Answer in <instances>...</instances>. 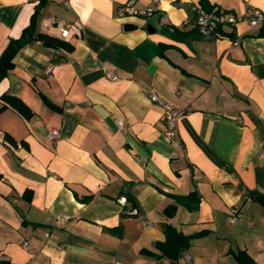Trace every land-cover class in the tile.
Here are the masks:
<instances>
[{
	"label": "crops",
	"instance_id": "0c3cea01",
	"mask_svg": "<svg viewBox=\"0 0 264 264\" xmlns=\"http://www.w3.org/2000/svg\"><path fill=\"white\" fill-rule=\"evenodd\" d=\"M127 1L0 0V54L35 9L36 33L71 44L32 39L0 79L25 106L0 111V264H236L237 250L264 264V24L243 19L264 0H205L238 19L214 36L197 31L200 0L118 16ZM146 88L182 111L172 141Z\"/></svg>",
	"mask_w": 264,
	"mask_h": 264
},
{
	"label": "built area",
	"instance_id": "2783aa9c",
	"mask_svg": "<svg viewBox=\"0 0 264 264\" xmlns=\"http://www.w3.org/2000/svg\"><path fill=\"white\" fill-rule=\"evenodd\" d=\"M151 1V6H148L146 8H137L136 6H134L133 1L129 0L120 6L117 14L121 17L128 15L149 16L157 9L160 0ZM193 10L196 12L197 31L203 35L214 36L221 24L227 22L231 25H234L238 20L235 16L225 18L224 14L218 9H211L208 11L199 6H194ZM243 19L248 22L250 27L260 26L264 24V11L255 6H247L243 14ZM69 26L70 24L68 22L59 20L56 23L58 35L60 37H66L68 35ZM234 44H238L237 40H234ZM105 76L112 80H115L119 77V74L113 69H107L105 72ZM145 92L152 101L157 102L161 106L163 113V137L167 141H172L175 137L177 121L179 116L182 114V111L171 103L165 101L152 89L146 88ZM115 121L120 129L126 130V123L123 120L117 118ZM47 136L49 139H56L59 136L58 129H48ZM239 215V210L233 207L230 210L229 221L233 222ZM67 217L68 216L66 214H61L56 216L55 221L61 224L67 219ZM184 257L186 264H189V256L186 254Z\"/></svg>",
	"mask_w": 264,
	"mask_h": 264
},
{
	"label": "trees",
	"instance_id": "16d2710c",
	"mask_svg": "<svg viewBox=\"0 0 264 264\" xmlns=\"http://www.w3.org/2000/svg\"><path fill=\"white\" fill-rule=\"evenodd\" d=\"M202 7L205 10H210V5L205 1V0H200ZM42 3V1H41ZM38 9H35L33 12L30 23L28 26H26L22 30V35L19 38H13L10 39L7 46L4 48L2 53L0 54V79L6 75L7 71L12 68L13 66V56L17 52V50L27 43L28 41L32 39H40L42 41H48L52 42L55 45L65 48V49H70L71 44L64 40H59L54 37H49L47 35L41 34V33H36L35 28H36V17H37ZM6 103L8 104H13L14 106H24V104L21 102L20 99L10 96L8 94H2L0 96V111L6 106ZM25 107V106H24ZM254 199L258 201L262 207H264V193H253ZM127 200L132 203V205H135L134 199L132 196L129 194L127 195ZM177 200L182 201V197H177ZM175 206L174 205H169L167 206V209H165V213L167 215H171L174 211ZM169 236L172 237V232L169 229L168 230ZM173 242V241H172ZM174 244V249L173 251L169 254L171 258L175 259L178 254H179V249H180V244L181 240L178 242H173ZM234 258L236 261V264H259L256 261H254L250 255L244 251V250H237L234 252Z\"/></svg>",
	"mask_w": 264,
	"mask_h": 264
},
{
	"label": "water",
	"instance_id": "95a60500",
	"mask_svg": "<svg viewBox=\"0 0 264 264\" xmlns=\"http://www.w3.org/2000/svg\"><path fill=\"white\" fill-rule=\"evenodd\" d=\"M133 25L130 24V23H126L124 24V29L127 30V29H130ZM149 27V26H148ZM43 45L44 46H47V47H55L56 48V45L53 44L52 42H48V41H44L43 42ZM181 236V233L180 232H177L176 230L173 229V238L175 241H178L179 238Z\"/></svg>",
	"mask_w": 264,
	"mask_h": 264
}]
</instances>
